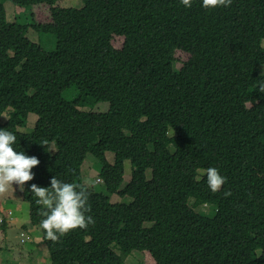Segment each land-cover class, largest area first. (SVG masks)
<instances>
[{"label": "trees", "instance_id": "1", "mask_svg": "<svg viewBox=\"0 0 264 264\" xmlns=\"http://www.w3.org/2000/svg\"><path fill=\"white\" fill-rule=\"evenodd\" d=\"M7 1L26 9L14 22ZM59 1L0 0V129L17 136L15 151L40 160L22 193L31 220L45 219L31 184L50 188L57 177L89 193L95 221L58 243L42 228L51 264H125L134 251L155 264H264V0L216 9L202 0L191 8L181 0ZM38 5L49 7V22L26 14ZM30 30L55 38V49L32 42ZM177 51L190 56L180 70ZM102 102L107 112L82 110ZM89 154L102 164L107 193L130 203L112 204L82 184ZM126 161L132 176L120 190ZM210 167L227 179L219 192L207 186ZM190 199L215 215L197 213Z\"/></svg>", "mask_w": 264, "mask_h": 264}, {"label": "rangeland", "instance_id": "2", "mask_svg": "<svg viewBox=\"0 0 264 264\" xmlns=\"http://www.w3.org/2000/svg\"><path fill=\"white\" fill-rule=\"evenodd\" d=\"M57 7L61 8H81L83 6L82 0H61L56 3ZM5 9L7 11V18L9 22H14L16 16L25 13L23 7H18L14 3L7 1L5 2ZM28 13H33V20L37 23L49 22V7L46 5L33 6L27 9ZM25 22H32V17L27 21L25 17H21ZM27 37L35 43H42L46 50L51 51L56 47V40L53 37L43 36L40 39V34L38 35L30 30ZM42 38V37H41ZM124 43V39L121 37H115L113 40V45L116 49H121ZM262 47L264 49V40L262 42ZM189 55L182 52H176L177 62L174 64L176 70H180L184 63L188 61ZM264 71L262 65L259 66L258 72ZM76 93L73 91L67 92V98L69 100L74 99ZM109 103H89L82 110L93 111V112H107L109 110ZM36 117V116H35ZM34 116L30 115L28 129L32 131L34 124L36 122ZM7 116L3 117L6 120ZM106 159L110 164L114 163V154L107 153ZM102 164L94 158L92 155H87L82 166H81V182L82 184L97 192L104 193L109 197L112 204L117 203H130L132 201L131 197H121L117 192L114 194L107 193L105 183L100 177V171ZM124 178L120 186V190L125 188L129 183L133 166L130 161L124 163ZM205 171H199V176H202ZM148 180L152 178V171L148 170L146 173ZM12 190V191H11ZM9 192V191H8ZM8 192L1 195L0 204V218L5 216L7 225L3 228L0 224V264H51L50 254L46 243L44 242V234L42 233L41 221L38 219H32L30 217V204L23 200L21 196V190L18 185H13L10 189L11 196L8 197ZM195 200L190 199V205L193 207ZM194 208V207H193ZM197 213L202 215H207L208 217H213L216 212V208L212 205H201L194 208ZM9 212H12L9 215ZM15 220L17 222H13ZM146 226H150V223H146ZM117 254H121L119 249H116ZM145 252L134 251L131 255L125 258V264H155L151 256Z\"/></svg>", "mask_w": 264, "mask_h": 264}, {"label": "clouds", "instance_id": "3", "mask_svg": "<svg viewBox=\"0 0 264 264\" xmlns=\"http://www.w3.org/2000/svg\"><path fill=\"white\" fill-rule=\"evenodd\" d=\"M233 0H202L204 9L230 7ZM183 6L191 8L192 0H181ZM264 68V65H262ZM264 71L258 80L259 90L264 92ZM17 136L8 130L0 129V195L7 193L18 185L24 191V185L35 179L33 169L40 164L36 156L26 155L23 151L14 150ZM47 144V141H45ZM207 186L212 192H219L227 179L214 167L206 169ZM51 187L45 188L31 184V192L38 198L37 203L42 205L41 214L45 217L41 227L45 230L46 239L58 243L60 238L76 229H86L95 223L89 205V193L73 183L63 182L57 177L50 181ZM231 195L230 191L224 193Z\"/></svg>", "mask_w": 264, "mask_h": 264}, {"label": "bare ground", "instance_id": "4", "mask_svg": "<svg viewBox=\"0 0 264 264\" xmlns=\"http://www.w3.org/2000/svg\"><path fill=\"white\" fill-rule=\"evenodd\" d=\"M24 186H25V185H24ZM22 193H23V191L21 192V197H20V198H22ZM11 213H12V212H9V215H10ZM12 221H13V220H12ZM4 223L7 225V222H6L5 216L0 218V224L3 225Z\"/></svg>", "mask_w": 264, "mask_h": 264}, {"label": "crops", "instance_id": "5", "mask_svg": "<svg viewBox=\"0 0 264 264\" xmlns=\"http://www.w3.org/2000/svg\"><path fill=\"white\" fill-rule=\"evenodd\" d=\"M12 191V190H11ZM10 196H11V193H10V190H9V192H8V197L10 198ZM21 197V196H20ZM1 199H2V197H1V195H0V201H1ZM13 222L15 223V222H17V221H15V220H13Z\"/></svg>", "mask_w": 264, "mask_h": 264}]
</instances>
